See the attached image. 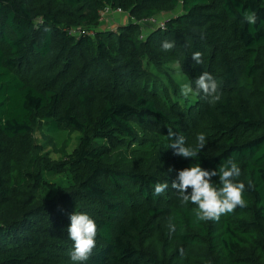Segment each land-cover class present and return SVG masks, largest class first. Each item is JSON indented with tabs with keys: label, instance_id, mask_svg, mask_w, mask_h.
<instances>
[{
	"label": "trees",
	"instance_id": "1",
	"mask_svg": "<svg viewBox=\"0 0 264 264\" xmlns=\"http://www.w3.org/2000/svg\"><path fill=\"white\" fill-rule=\"evenodd\" d=\"M117 9L127 19L108 28ZM203 72L220 101L182 96ZM168 129L198 156L174 155ZM230 157L246 207L195 222L171 183ZM73 212L98 227L84 262ZM0 264H264V0H0Z\"/></svg>",
	"mask_w": 264,
	"mask_h": 264
},
{
	"label": "clouds",
	"instance_id": "2",
	"mask_svg": "<svg viewBox=\"0 0 264 264\" xmlns=\"http://www.w3.org/2000/svg\"><path fill=\"white\" fill-rule=\"evenodd\" d=\"M242 19L249 25H255L257 14L255 11H245ZM175 46L174 42L165 40L162 43L164 51H170ZM192 60L196 64L203 63L202 53L196 51L192 54ZM180 92L183 97L203 93L210 98V103L220 101L219 84L217 80L208 72H203L195 79V90L192 85L185 83L181 85ZM168 137L171 141L167 148L174 150L173 154L188 158H196L199 154L197 148L186 146L185 138L177 135L172 129H168ZM198 149L205 147L206 136L201 133L197 137ZM219 176V185L212 182V177ZM241 176V167L233 159L228 158L218 169L208 171L199 164L180 170L176 180L171 183V187L179 194V199L184 206L189 202L195 205L193 209L195 222L199 221H219L221 216L231 214L237 207H246L244 191L246 185L238 182ZM168 188L167 183H156L154 194L161 195ZM191 189L190 194L188 190ZM173 217L168 219L170 233L176 231ZM98 227L96 222L88 214L73 212L70 215V226L67 228V235L73 242V248L69 255L73 262L87 261L96 247V237Z\"/></svg>",
	"mask_w": 264,
	"mask_h": 264
},
{
	"label": "rangeland",
	"instance_id": "3",
	"mask_svg": "<svg viewBox=\"0 0 264 264\" xmlns=\"http://www.w3.org/2000/svg\"><path fill=\"white\" fill-rule=\"evenodd\" d=\"M114 12H112V14H113ZM111 14V15H112ZM108 16V15H107ZM109 16H110V14H109ZM146 27V26H145ZM36 136H37V138H39L40 137V135L36 132ZM75 136H76V133H73V134H71V135H68L67 133H65V134H62V135H60V139L61 140H64V139H67L68 141H67V143H70V146L68 147V150L70 151L73 147H74V145H75V143H76V138H75ZM57 153L55 152V151H53L52 152V156H54L55 158L58 156V154L56 155ZM46 177L48 178V179H50V180H58V179H60V176H58V175H46Z\"/></svg>",
	"mask_w": 264,
	"mask_h": 264
},
{
	"label": "crops",
	"instance_id": "4",
	"mask_svg": "<svg viewBox=\"0 0 264 264\" xmlns=\"http://www.w3.org/2000/svg\"><path fill=\"white\" fill-rule=\"evenodd\" d=\"M124 19H127V17H125V15L113 13L112 15H110L108 17L106 26L108 28L115 27L119 22H122Z\"/></svg>",
	"mask_w": 264,
	"mask_h": 264
},
{
	"label": "built area",
	"instance_id": "5",
	"mask_svg": "<svg viewBox=\"0 0 264 264\" xmlns=\"http://www.w3.org/2000/svg\"><path fill=\"white\" fill-rule=\"evenodd\" d=\"M113 12H121L120 9H117L116 11ZM141 25H154V26H163V21L158 19V18H152V19H147V20H142ZM142 37V36H141Z\"/></svg>",
	"mask_w": 264,
	"mask_h": 264
}]
</instances>
